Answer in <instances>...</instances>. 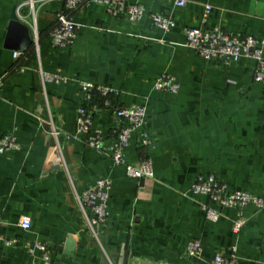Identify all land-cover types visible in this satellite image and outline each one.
I'll use <instances>...</instances> for the list:
<instances>
[{
    "label": "crops",
    "instance_id": "obj_1",
    "mask_svg": "<svg viewBox=\"0 0 264 264\" xmlns=\"http://www.w3.org/2000/svg\"><path fill=\"white\" fill-rule=\"evenodd\" d=\"M129 1L171 17L175 28L165 34L150 17L132 24L84 5L74 13L75 44L55 49L49 32L63 1L38 3L35 29L28 12L19 14L23 0H0V137L14 134L21 144L18 152L0 156V236L19 240L14 247L0 243V264H37L29 254L35 241L50 247L54 264H209L233 250L244 264H264V211L220 209L190 190L198 176L215 175L231 191L264 198V90L254 81L256 62L206 61L187 47L185 36L187 28H221L256 37L264 50V0ZM207 6L212 10L204 24ZM14 21L26 25L33 40L18 59L20 51L7 47ZM41 71L75 82L45 86ZM163 75L178 79V94L154 88ZM78 81L112 89L113 107L148 109L126 157L133 166L151 158L153 179L129 177L78 134L77 112L84 105ZM103 103L96 95L86 106L94 130L110 141L119 123ZM99 179L112 180L113 188L110 219L96 238L77 195ZM204 205L221 210L218 223L206 219ZM239 219L244 226L237 235ZM25 220L30 229L21 226ZM195 240L203 246L199 258L186 253Z\"/></svg>",
    "mask_w": 264,
    "mask_h": 264
},
{
    "label": "built area",
    "instance_id": "obj_2",
    "mask_svg": "<svg viewBox=\"0 0 264 264\" xmlns=\"http://www.w3.org/2000/svg\"><path fill=\"white\" fill-rule=\"evenodd\" d=\"M51 0H23L19 7V14L28 12L32 18L34 27L37 25V5ZM64 2V9L58 13L56 24L49 32L51 45L55 49L71 47L78 37V27L74 21V13L84 5H98L103 7L108 14L113 17H126L130 23L139 24L147 17H150L153 25L163 33L170 32L175 28L176 23L171 17L150 14L141 4L131 3L129 0H61ZM177 5L185 6V1H178ZM212 10L211 6L206 7L203 22L207 23V18ZM23 18V16H22ZM25 19V17H24ZM187 47L199 54L206 61H221L226 65L238 64L243 59H250L256 62L254 81L264 90V50L259 39L254 36H231L221 28L206 30L205 28H187L185 30ZM36 34V42H38ZM23 56V52H15L16 59ZM44 85H69L75 82L68 77L45 73L41 71ZM79 90L82 94L84 105L78 109L77 124L78 134L86 138V144L92 150L108 155L113 162L126 168L129 177L134 179H153L155 177L153 160L151 158L142 159L139 166H133L127 161L126 151L132 143L135 135L142 132L146 123L148 109L144 106L132 105L130 107L112 106L111 97L115 92L104 86L93 83L78 81ZM154 88L160 92L178 94L181 85L173 75H163L155 82ZM99 95L104 106L113 108L114 115L118 120V129L112 139L106 140L100 131L94 130V113L86 104L92 102L94 97ZM51 135L55 137L60 133L53 131ZM145 144L150 143V136L143 135ZM21 149L17 137L14 134H6L0 137V156L18 152ZM113 181L110 179H99L93 186L77 195V201L87 221L89 230L97 238V229L107 225L110 219L109 201ZM191 192L196 196H207L215 202L220 209L243 210L254 207L258 212L264 211V198L255 196L252 193L230 190V186L221 181L215 175L196 178L191 186ZM220 209H213L204 205L202 207L206 219L211 223H218L222 217ZM24 229H30V220L23 221L21 225ZM244 226V221H235L233 230L235 234H240ZM0 243L7 247H14L19 244L18 239H10L0 236ZM187 255L192 258H199L203 254V246L200 241L195 240L190 243ZM29 254L37 259V264H54L50 247L40 241H35L29 248ZM209 264H244L243 260L233 250L229 255L219 254Z\"/></svg>",
    "mask_w": 264,
    "mask_h": 264
},
{
    "label": "water",
    "instance_id": "obj_3",
    "mask_svg": "<svg viewBox=\"0 0 264 264\" xmlns=\"http://www.w3.org/2000/svg\"><path fill=\"white\" fill-rule=\"evenodd\" d=\"M33 44V40L30 35V29L21 24L20 22L14 21L10 25L7 47L9 49L23 52ZM69 252L74 250V241L72 239L68 242ZM123 264V263H122Z\"/></svg>",
    "mask_w": 264,
    "mask_h": 264
}]
</instances>
